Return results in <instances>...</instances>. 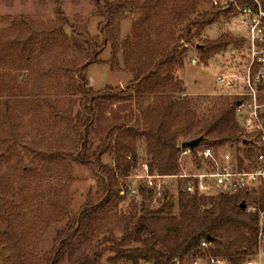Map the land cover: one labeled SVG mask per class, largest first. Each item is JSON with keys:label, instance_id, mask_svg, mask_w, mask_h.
I'll return each instance as SVG.
<instances>
[{"label": "trees", "instance_id": "1", "mask_svg": "<svg viewBox=\"0 0 264 264\" xmlns=\"http://www.w3.org/2000/svg\"><path fill=\"white\" fill-rule=\"evenodd\" d=\"M54 5V19L48 24H28L27 31L15 40L5 43L6 61L17 71L28 70V64L48 49L71 45L84 52V61L76 64L64 63L67 78L59 85L62 96L56 100L46 98L48 113L42 114L53 124L64 126L74 133V149L55 147L41 148V155L47 163L55 164L59 172H69L74 165H96L99 171L95 191H88L86 200L77 213L69 216L64 227L56 234L49 249L40 254L30 251L32 239L29 237L17 214L12 211V203L0 198V243L7 249L4 258L8 264H139L150 259L155 264H168L195 249L202 238L219 243L216 249L223 256L240 261L245 255L254 252L259 231L260 210H264V190L259 196H253L259 211L249 212L240 207L244 198L239 196H219L210 199L181 195L179 206L181 216L170 213L172 199L165 200L158 209H148L147 203L140 205L144 215L130 213L124 220L123 233L119 238L109 237L110 246L89 245L95 231H103L102 225H96L98 215L112 201H122L118 195V176L127 175L135 163L136 141L145 138L148 153L154 166L164 173L175 172L178 168V156L184 141L199 136L206 144L238 143L241 140V127L235 119L236 100L213 99L210 104L212 114L200 118L197 112V100L184 94L181 80L173 77L177 66L182 65L181 54L174 44L186 38L193 42L194 31L202 30L213 23L217 14L214 11L200 12L199 0H179L173 10H184L188 23L181 35L175 39L168 34L161 40H154L146 33L135 47L126 50V65L133 72L128 91L107 87L94 92L89 85L86 70L93 63H103L100 55L105 43L99 34H90L86 26H81L66 15L63 0H51ZM98 14L103 20L99 23L104 31L113 19L117 3L109 0H95ZM256 6L255 0H238ZM264 6V0H260ZM116 4V5H115ZM186 10V11H185ZM197 14L196 17H190ZM69 27L71 34L66 28ZM233 39L228 34L216 40H207L201 44L203 58L211 57L222 51ZM60 74V73H59ZM14 78V77H13ZM16 81L17 78H14ZM59 82L60 79H58ZM60 84V83H59ZM65 87V88H63ZM61 89V90H60ZM37 93V92H36ZM60 93V94H61ZM64 93V94H63ZM136 93L152 96V102L139 109V116L129 117L118 114L106 127V133L94 149L91 135L96 119L111 98L121 102ZM36 106L41 100L34 99ZM3 156L16 167L17 172H27L28 166L17 145L3 144ZM36 152V151H35ZM107 152L115 154V165L104 163L102 157ZM38 153V152H36ZM128 155L132 158L128 159ZM125 201V200H124ZM138 205H137V204ZM206 206L207 210L202 209ZM167 212V213H166ZM107 240V239H106ZM89 244V243H88ZM111 255L104 260L105 253Z\"/></svg>", "mask_w": 264, "mask_h": 264}, {"label": "rangeland", "instance_id": "2", "mask_svg": "<svg viewBox=\"0 0 264 264\" xmlns=\"http://www.w3.org/2000/svg\"><path fill=\"white\" fill-rule=\"evenodd\" d=\"M109 1L117 3L113 19L104 31H100L98 26L103 18L98 14L95 0H63L66 15L77 24L86 26L91 35L99 34L101 41L105 43L100 55L104 62L93 63L86 70L90 87L94 92L107 87L127 92L134 75L126 65V50L135 47L146 33H150L156 41L168 34H174L175 39H178L185 34L183 30L188 19L183 9H172L179 0ZM199 2L200 12L214 11L217 16L213 23L205 25L200 31H194L193 42L186 43L184 38L174 44L178 51L186 50L181 54L183 64L176 67L173 77L181 80L185 91L183 95L197 100L200 118H207L212 114L210 102L213 99L236 100L235 89L222 88L217 82L216 75L220 70L217 61L226 62L235 55L242 44V32L237 25L235 7L226 5L230 0ZM196 16L197 14H192L190 17ZM53 19L54 5L51 0H0V198L12 203V211L18 215L22 227L33 240L29 245L33 254L49 249L69 216L80 209L88 191H95L99 174L97 166L93 164L74 165L69 172L62 173L55 164L47 163L39 155L41 146L45 150L47 147L55 149L56 146L66 150L75 148L72 131L53 124L49 118V128L45 125L43 117L48 113L49 107L44 100H56L62 96L58 88L61 83L65 84L64 80L67 78L63 64L83 62L84 52L71 45H67L64 51L62 48L48 49L28 64V70L20 72L9 65L5 58V43L17 39L22 32L27 31L29 23L43 26ZM66 31L71 34L69 27ZM222 34H228L233 42L222 51L204 59L198 46L206 44L207 40H216ZM152 96L132 93L121 102L114 98L108 100L95 121L91 135L94 149L105 135V129L115 114L137 117L139 109L152 102ZM34 99L41 100L40 107L36 106ZM5 143L17 145L29 168L27 172H17L15 165L3 156L1 146ZM135 146L137 150L148 151L144 137L138 138ZM102 160L112 166L116 164L113 152L104 154ZM119 178L120 176L117 177L118 189ZM242 198L249 200L247 194H242ZM178 200L179 197L172 198L174 204L170 213L175 216H181L182 213ZM159 207L148 205L151 210ZM140 208V205L134 206L130 201H112L111 205L101 211L95 222L96 225H102L103 231H95L93 239L83 247L96 246L97 243L103 247L110 246L111 235L115 238L122 235V220L125 217L130 213L144 215ZM206 208L204 206L202 209L206 211ZM215 245L219 247L218 242ZM6 251L0 243V264H8L4 258ZM109 255L111 254L107 251L103 259ZM121 263L129 264L125 261Z\"/></svg>", "mask_w": 264, "mask_h": 264}, {"label": "built area", "instance_id": "3", "mask_svg": "<svg viewBox=\"0 0 264 264\" xmlns=\"http://www.w3.org/2000/svg\"><path fill=\"white\" fill-rule=\"evenodd\" d=\"M255 1V7L238 0L226 3L236 9L242 44L230 60L217 61L219 86L236 90L235 119L241 140L223 146L201 142L192 149L182 147L178 168L172 173L159 171L147 149H138L131 170L119 178L118 195L123 200L161 206L181 195L210 199L247 194L249 200L243 199L247 211H259L251 199L264 190V6ZM259 224L254 252L240 261L221 255L214 241L202 238L195 249L168 264H264V210ZM139 264L155 262L146 259Z\"/></svg>", "mask_w": 264, "mask_h": 264}, {"label": "water", "instance_id": "4", "mask_svg": "<svg viewBox=\"0 0 264 264\" xmlns=\"http://www.w3.org/2000/svg\"><path fill=\"white\" fill-rule=\"evenodd\" d=\"M198 47H200V46H198ZM201 48V47H200ZM240 104V101L239 102H237V105H239ZM204 141V137L203 136H199V137H196V138H192V140H188V141H184L181 145L183 146V147H189V148H194V147H196V146H198L201 142H203ZM240 207L241 208H243V209H246L245 207H246V202H245V200H242V202H241V204H240Z\"/></svg>", "mask_w": 264, "mask_h": 264}]
</instances>
